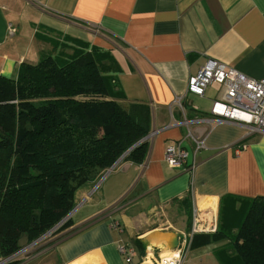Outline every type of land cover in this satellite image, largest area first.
<instances>
[{
    "label": "crops",
    "instance_id": "1",
    "mask_svg": "<svg viewBox=\"0 0 264 264\" xmlns=\"http://www.w3.org/2000/svg\"><path fill=\"white\" fill-rule=\"evenodd\" d=\"M75 49L106 53L117 100L149 106L146 157L120 159L102 183L78 189L63 230L72 232L18 264H125L117 247L133 239L144 252L135 246L137 264L151 248L169 250L167 234L190 228L194 206L209 209L217 227L193 234L180 264H234L228 239H213L234 233L249 200L264 196V133L212 120L219 84L203 96L186 86L207 60L264 77V0H0V76ZM197 137L204 147L194 150ZM169 144L191 152L192 170L165 163Z\"/></svg>",
    "mask_w": 264,
    "mask_h": 264
},
{
    "label": "trees",
    "instance_id": "2",
    "mask_svg": "<svg viewBox=\"0 0 264 264\" xmlns=\"http://www.w3.org/2000/svg\"><path fill=\"white\" fill-rule=\"evenodd\" d=\"M110 59L99 49H75L22 63L14 79L0 76V258L55 226L74 208L78 189L150 132L148 105L117 100ZM146 153L145 140L122 159L139 164ZM70 225L68 218L55 239ZM219 234L213 240L228 239L234 264H264V196L249 200L234 233Z\"/></svg>",
    "mask_w": 264,
    "mask_h": 264
},
{
    "label": "built area",
    "instance_id": "3",
    "mask_svg": "<svg viewBox=\"0 0 264 264\" xmlns=\"http://www.w3.org/2000/svg\"><path fill=\"white\" fill-rule=\"evenodd\" d=\"M262 61H264V58H262ZM212 83L219 84L220 86L219 95L213 101L210 108L212 120L234 121L246 126L249 132L264 133V77L258 79L250 78L223 62L207 60L195 75L189 76L186 92L203 96L206 87ZM181 99L182 96H177L174 101L181 106ZM195 121H209V118H198ZM203 147V138H195L194 150ZM239 150L240 148H236L235 152L237 153ZM163 159L170 167L182 166L188 171L192 170L195 166L191 152L180 145H167L164 150ZM108 173H110L109 169L103 172L97 184ZM212 214L209 209L201 210L195 206L192 207L190 228L178 235L179 245L177 249L167 250L166 253L171 254L162 256L163 251L154 252L153 248H151L138 264H144L146 261H149L151 264H180L183 253L188 248L193 234L214 232L216 230L217 226L215 220L212 218ZM59 226L52 227L36 240L24 245L13 256L11 255V257L4 259L0 258V264H6L16 254L27 253ZM117 250L123 255L125 264H134L136 250L132 242L121 243L117 247Z\"/></svg>",
    "mask_w": 264,
    "mask_h": 264
},
{
    "label": "rangeland",
    "instance_id": "4",
    "mask_svg": "<svg viewBox=\"0 0 264 264\" xmlns=\"http://www.w3.org/2000/svg\"><path fill=\"white\" fill-rule=\"evenodd\" d=\"M104 64H107L108 61L107 60H104L103 62ZM100 180V178L98 179V181ZM103 182V179L101 180V183ZM97 183V181H96ZM100 183V184H101ZM73 210V209H72ZM163 216H161V218H159L160 222H163L164 221V217L162 218ZM69 218L70 222H71V217L69 215V217H67V219ZM67 219H65L64 221H66ZM63 221V222H64ZM159 221H157L158 223H156L157 225H161L162 226V223H160ZM62 222V223H63ZM65 231H61V234L64 233ZM60 234L56 233V230L53 231V233L49 234L48 236H46L45 238H43L40 242L37 243V245L35 247H33V249H31L30 251H28L27 253H24V254H16L15 257L11 258L12 260L13 259H17V260H22L23 258H25L27 256V258L31 255V254H34V253H38L40 251H44L45 248H47L49 245L53 244V243H56L58 242L59 240L61 239H58L56 240L55 238L58 237ZM55 239V240H54ZM54 240V241H53ZM53 241L52 243L48 244L49 242ZM23 243L25 244H22L21 246L23 247L24 245L28 244L26 239H24ZM21 247V248H22ZM30 252V253H29ZM29 253V254H28ZM142 259V258H141ZM141 262V260H140ZM138 262V263H140ZM137 263V264H138ZM145 264H149V263H145Z\"/></svg>",
    "mask_w": 264,
    "mask_h": 264
},
{
    "label": "water",
    "instance_id": "5",
    "mask_svg": "<svg viewBox=\"0 0 264 264\" xmlns=\"http://www.w3.org/2000/svg\"><path fill=\"white\" fill-rule=\"evenodd\" d=\"M150 136V133H148L145 137H143L141 140H139L138 142H136L134 145H132L110 168H109V171L111 172V171H113L114 169H115V166H116V164H117V162L120 160V159H122L127 153H128V151L129 150H131L133 147H135V146H137L139 143H141L142 141H145V140H147L148 139V137ZM72 212V211H71ZM71 212L70 213H68L63 219H61L55 226H53V228H55V227H57V226H59L61 223H62V221L68 216V215H70L71 214ZM167 238H169V246H168V249L169 250H176L177 249V247H178V245H179V238H178V234H176V233H174V232H169L168 234H167ZM15 254V253H14ZM13 254V255H14ZM12 255V256H13ZM9 257H11V256H9Z\"/></svg>",
    "mask_w": 264,
    "mask_h": 264
},
{
    "label": "bare ground",
    "instance_id": "6",
    "mask_svg": "<svg viewBox=\"0 0 264 264\" xmlns=\"http://www.w3.org/2000/svg\"><path fill=\"white\" fill-rule=\"evenodd\" d=\"M166 251H167V250L163 251L164 253H163L162 256H167V255L171 254V253H168V252L166 253ZM153 255H154V254H153ZM154 256H156V255H154ZM146 263H149V261H146ZM144 264H145V263H144ZM149 264H151V263H149Z\"/></svg>",
    "mask_w": 264,
    "mask_h": 264
}]
</instances>
